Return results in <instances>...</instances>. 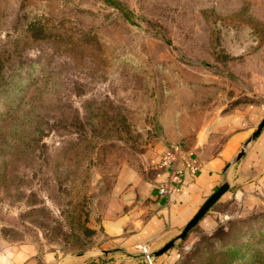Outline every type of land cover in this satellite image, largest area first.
Returning a JSON list of instances; mask_svg holds the SVG:
<instances>
[{
    "label": "rangeland",
    "instance_id": "rangeland-1",
    "mask_svg": "<svg viewBox=\"0 0 264 264\" xmlns=\"http://www.w3.org/2000/svg\"><path fill=\"white\" fill-rule=\"evenodd\" d=\"M114 1L0 0L11 57L0 109L9 98L15 109L14 123L0 120V249L96 250L116 175L150 177L159 144L208 154L264 117V0ZM235 158L228 190L164 252L169 264L264 239V183Z\"/></svg>",
    "mask_w": 264,
    "mask_h": 264
},
{
    "label": "crops",
    "instance_id": "crops-1",
    "mask_svg": "<svg viewBox=\"0 0 264 264\" xmlns=\"http://www.w3.org/2000/svg\"><path fill=\"white\" fill-rule=\"evenodd\" d=\"M251 134L250 129L230 128L222 143L209 148L208 154L203 146L180 150L177 165L183 183L178 191L170 194L159 193V187L167 179V172L160 166L166 147L159 144L148 151L154 174L146 178L132 169L120 172L96 209L98 226L106 236L100 248L55 260L49 253L38 257L31 247H6L0 249V264H87L86 258L107 260L105 264H145L137 245H148L155 252L178 235L209 195L235 177V167L230 166V161ZM245 149L237 162L243 169L254 172L253 178H260L258 182L264 183V129ZM169 260L166 252L154 256L153 264H169Z\"/></svg>",
    "mask_w": 264,
    "mask_h": 264
},
{
    "label": "trees",
    "instance_id": "trees-1",
    "mask_svg": "<svg viewBox=\"0 0 264 264\" xmlns=\"http://www.w3.org/2000/svg\"><path fill=\"white\" fill-rule=\"evenodd\" d=\"M107 2L110 4L115 3L114 0H107ZM37 28H39L38 21H32L28 25V29L35 30ZM10 58V53L7 51L3 50V52H0V69L3 68L4 62ZM12 101H14L13 98H9L7 102L4 100V104L7 105L4 109H0V120L5 119L6 116L10 118L8 120L5 119L6 125L14 123L15 115L11 117L15 113ZM221 256L223 257L219 260H207L205 264H264V239L259 238L256 241L242 242L240 245L226 246L224 247V254H221Z\"/></svg>",
    "mask_w": 264,
    "mask_h": 264
},
{
    "label": "built area",
    "instance_id": "built-area-1",
    "mask_svg": "<svg viewBox=\"0 0 264 264\" xmlns=\"http://www.w3.org/2000/svg\"><path fill=\"white\" fill-rule=\"evenodd\" d=\"M179 150L174 147L165 148L160 159V166L167 172V179L159 187L160 194H170L178 191L183 183L182 172L178 168ZM138 253L145 264H153L154 252L148 245H137Z\"/></svg>",
    "mask_w": 264,
    "mask_h": 264
},
{
    "label": "water",
    "instance_id": "water-1",
    "mask_svg": "<svg viewBox=\"0 0 264 264\" xmlns=\"http://www.w3.org/2000/svg\"><path fill=\"white\" fill-rule=\"evenodd\" d=\"M264 129V117L260 120L257 127L254 129L250 137L243 144L241 150L236 156V160L240 159L244 154V150L247 145L256 139V137L260 134V132ZM229 166V165H227ZM228 190V183H222L213 193L209 195V197L205 200V202L200 206V208L196 211V213L192 216V218L186 223L181 232L176 235L174 238L170 239L167 243H165L160 249L154 252L155 256H158L169 248H171L177 239H182L186 236L188 231L194 227L198 221L203 217V215L208 211V209Z\"/></svg>",
    "mask_w": 264,
    "mask_h": 264
}]
</instances>
